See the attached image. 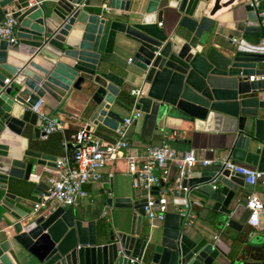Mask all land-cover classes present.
Listing matches in <instances>:
<instances>
[{"label": "water", "instance_id": "water-1", "mask_svg": "<svg viewBox=\"0 0 264 264\" xmlns=\"http://www.w3.org/2000/svg\"><path fill=\"white\" fill-rule=\"evenodd\" d=\"M83 1L0 0V22L7 12L15 20L14 42L0 40V220L10 229L0 234V264H28L29 259L36 264H264V233L231 234L242 227L235 214L244 184L242 175L223 164L183 179L185 195L171 190V210L157 235L143 226V190L134 202L130 197L107 201L131 212L128 228L120 219L97 224L61 207L33 213L13 194L16 185L8 178L26 182L36 167L53 168L58 160L31 149L43 135L31 107L42 103L55 112L75 93L84 110L92 109L88 125L115 131L121 118L109 105L123 80L110 70V56L120 37L125 41L116 46L129 51L134 68L123 71L129 81H139L134 109L141 117L134 122L141 143L167 122L178 121L194 132L221 133L224 156L217 159L262 169L264 80L246 79L264 74L257 16L264 0L256 10L246 0L242 14L223 16L225 36L214 14L234 0H213L210 7L211 0H99L109 8L101 14L84 11ZM164 19L168 29L157 26ZM210 184L215 188L206 195L205 226H186L180 213L185 206L190 210L188 194ZM45 190L38 182L33 192ZM149 195L157 196V188Z\"/></svg>", "mask_w": 264, "mask_h": 264}, {"label": "built area", "instance_id": "built-area-1", "mask_svg": "<svg viewBox=\"0 0 264 264\" xmlns=\"http://www.w3.org/2000/svg\"><path fill=\"white\" fill-rule=\"evenodd\" d=\"M261 1L263 0H250L248 4L256 10ZM79 7H84V5L81 4ZM103 9L106 10L105 7ZM257 16L263 34L260 44L264 46V9L257 10ZM157 26L160 27V23ZM14 29L15 20L7 12L0 22V40L14 42ZM246 80L247 82L262 81L264 74L250 76ZM4 84H8V80H4ZM129 96L133 99V107L129 115L122 118L115 129L116 139L113 142L89 141V134L84 132V129L72 137L73 151L70 155L66 153V142H62L63 155L57 158L53 168H44L47 175L45 179L46 190L36 195L31 206L32 212H48L56 207L67 208L76 205L81 198L86 196L84 190L86 184L99 182L103 179L102 170L107 163L122 160L131 187L134 190L146 192L143 221L146 223L147 229L151 231L157 223L161 224L163 220L167 211L168 199L171 198V190L175 189L178 193L182 191L185 195L186 189L180 188V182L187 179L195 168L223 164L226 169L242 175L244 185L249 188H258L257 191H250L246 195L244 203L248 212L247 223L256 228L260 216L264 218V163L262 169L257 170L224 161V159H203L197 156L194 149H187L179 153L166 143L149 147L144 155L137 156L130 150L125 134L127 128L141 117V114L134 109V101L140 96V88L130 89ZM39 106L40 103L29 110L36 113L40 119L38 128L39 133L43 134L40 139L44 140L52 133H62V124L39 111ZM106 178H111V175L108 174ZM172 178L174 179L173 182H171ZM33 181L37 182V178H34ZM153 187L157 188V196L149 195ZM214 188L210 184V189L213 190ZM105 215L106 212L103 211L100 217ZM180 215L184 219L183 223L190 226L194 216L189 213L186 206L183 207ZM133 262L134 260H130L129 264H133ZM138 264L143 263L138 262Z\"/></svg>", "mask_w": 264, "mask_h": 264}, {"label": "crops", "instance_id": "crops-1", "mask_svg": "<svg viewBox=\"0 0 264 264\" xmlns=\"http://www.w3.org/2000/svg\"><path fill=\"white\" fill-rule=\"evenodd\" d=\"M227 0H220L219 4L225 2ZM32 1H30L31 3ZM213 0H211L208 4V7L212 5ZM246 0H234L229 6L222 7L214 14V19L217 18L220 22L217 24V30L221 28L222 35L225 36L229 31L226 29V23H222V17H226L227 14L235 11L241 13L242 4H244ZM83 4L84 11L88 13H96L101 14L104 12L103 8L105 7L107 13H109L108 5L104 4L103 1L99 0H86L80 5ZM79 5V6H80ZM114 14H120V11H114ZM110 18L114 20H118L117 17L109 14ZM220 19V20H219ZM225 21V19H224ZM169 22L167 19H164L161 22L160 28L168 29ZM261 28V25L259 23ZM120 35H117L119 37ZM261 39V32L258 34ZM125 41L122 37L117 38L116 43ZM113 47L112 54L110 56V70L115 72L114 74L123 80L121 86L119 87L118 94L115 97L114 102L109 105V110L116 113L121 119L125 118L129 115L133 104L128 106L127 100L124 97H121V93L129 91L130 89L138 88L139 81L136 79L134 81H129L128 77L125 75L123 69H127L128 71L133 70L134 68L129 65L127 60L130 59L131 55L129 51H123L118 49V46ZM72 95V94H71ZM77 94L73 93V95L65 100L62 104L59 105L57 111L53 112L49 110L45 105L40 103L39 111L43 114H46L48 117L55 119L60 122L63 126V130L67 129V141L66 146L72 147V131L79 132L83 130L86 126H88V134L89 141L100 140L101 143L107 142L106 139L101 138H111L116 139L114 132L102 127L100 124L97 126L88 125V116L92 109L84 110L80 103L74 100ZM254 95V94H253ZM252 96V94L247 95ZM260 96V95H259ZM261 97V96H260ZM262 98V97H261ZM263 115V114H262ZM139 119L136 120V122ZM27 137H30L31 128L26 126ZM98 129L100 137L95 136L93 133ZM162 131L160 133H155L149 141L146 143H141L138 139L137 127L135 126V122H133L126 130V141L130 146V150L136 153L137 156L144 155L147 148L152 146L160 145L161 143L170 144V146L176 151H184L187 149H194L199 158L203 159H213L216 157L224 156L222 150H220L222 146L223 136L221 133H211V132H194L191 125H183L178 121H169L164 126L161 127ZM63 132V131H62ZM251 132V131H250ZM61 134L59 132L51 134L47 148L48 152L46 154L55 156L59 158L61 153L60 146L57 142L58 135ZM41 145L42 139L39 140ZM40 145H33L31 149H36ZM68 148V147H67ZM40 152V151H39ZM44 153V152H43ZM71 153V152H70ZM69 155V154H68ZM205 168H195V172H202ZM110 174L111 178L107 179L106 176ZM103 179L99 182L88 183L84 186V190L86 191V196L81 198L76 205L72 207H67L64 209H70L73 215L76 218H83L86 221L93 220L95 223L100 224H116L118 220L122 222L123 228H128L129 219L131 212L129 210L124 209H116L112 206H108L107 201L110 199L121 198V197H130L132 202H134L137 197H139V192L134 190L131 187L130 179L125 174V165L122 160H117L114 162H109L102 170ZM45 169L42 167H36L35 171L31 173L28 181L24 182L22 180H16L8 178L9 183H14L16 185L15 190H13V194L16 197H19L20 200H25L26 204L31 208L32 203L36 197L33 189L38 182H43L45 184L46 179ZM31 177V178H30ZM37 178V182H34L33 179ZM258 188H249L244 185L243 188H239L237 192L238 207L236 210L235 218L241 223L242 227L239 233L232 232V235L237 237H256L259 234L264 233V218L260 216L259 223L256 228L251 227L247 223L248 212L244 207L245 197L250 191H257ZM211 192L210 185H205L203 187H199L196 191H192L188 194V199L191 202L189 213L194 216L193 221L191 222V227L201 229L205 226V221L208 217V209L209 205L207 203L206 195ZM169 200V199H168ZM169 203V202H168ZM167 210H171L169 204H167ZM105 211L106 215L104 217H100L101 212ZM1 217V210H0ZM7 224H4L0 220V234L2 231L10 232L9 228H6ZM143 226L147 230L146 223L144 222ZM160 224H156L154 228L151 230L152 235H157L159 233ZM0 236V242H1ZM264 253V248L261 251ZM28 264H36L34 260L29 259Z\"/></svg>", "mask_w": 264, "mask_h": 264}, {"label": "trees", "instance_id": "trees-1", "mask_svg": "<svg viewBox=\"0 0 264 264\" xmlns=\"http://www.w3.org/2000/svg\"><path fill=\"white\" fill-rule=\"evenodd\" d=\"M121 97H124V98H126V100H127V103H128V106H131V104H132V98L129 96V91H126V92H124V93H121V95H120ZM67 129L65 128V130H63V132L61 133V134H59L58 135V137H57V142H58V144H59V146H60V149H61V153H60V155H59V157H61L62 155H63V147H62V142L63 141H67ZM72 133H73V135L72 136H74L77 132H75V131H72ZM100 132H99V130L98 129H96L95 131H94V135L95 136H97V137H100V134H99ZM53 134V133H52ZM50 136H51V134L49 135V136H47L44 140H42V143H41V145L39 146V148H38V151H40V152H44V153H47L48 152V148H47V142H48V140H49V138H50ZM101 138V137H100ZM101 139H106V141L107 142H113L114 141V139H111V138H101ZM72 140H73V138H72ZM73 142V141H72ZM168 145H170V144H168ZM36 150V149H35ZM72 151H73V147H70V148H66V153L67 154H71L72 153ZM71 152V153H70Z\"/></svg>", "mask_w": 264, "mask_h": 264}, {"label": "rangeland", "instance_id": "rangeland-1", "mask_svg": "<svg viewBox=\"0 0 264 264\" xmlns=\"http://www.w3.org/2000/svg\"><path fill=\"white\" fill-rule=\"evenodd\" d=\"M260 96H261L262 98H264V94H261Z\"/></svg>", "mask_w": 264, "mask_h": 264}]
</instances>
